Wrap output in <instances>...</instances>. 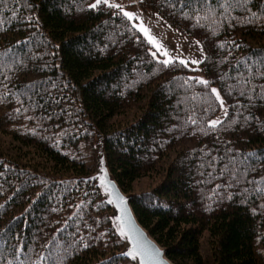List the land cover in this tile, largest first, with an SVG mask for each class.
Masks as SVG:
<instances>
[{
  "label": "trees",
  "instance_id": "16d2710c",
  "mask_svg": "<svg viewBox=\"0 0 264 264\" xmlns=\"http://www.w3.org/2000/svg\"><path fill=\"white\" fill-rule=\"evenodd\" d=\"M92 2L0 0V264L21 246L25 264H132L82 180L99 139L170 264H264V183L250 182L264 178V0H138L199 43L197 70L165 66L118 9ZM212 88L228 112L216 128Z\"/></svg>",
  "mask_w": 264,
  "mask_h": 264
},
{
  "label": "water",
  "instance_id": "95a60500",
  "mask_svg": "<svg viewBox=\"0 0 264 264\" xmlns=\"http://www.w3.org/2000/svg\"><path fill=\"white\" fill-rule=\"evenodd\" d=\"M86 180L95 183L111 210L112 225L123 244L120 256L130 259L133 264H170L165 257V251L160 250V247L139 226L131 211L129 198L122 194L111 178L106 167L100 139L98 140L95 172ZM105 185L108 187L106 188ZM121 199L123 203H120ZM121 229L126 233V236H121ZM153 250L159 255H152ZM126 253H135V259Z\"/></svg>",
  "mask_w": 264,
  "mask_h": 264
},
{
  "label": "rangeland",
  "instance_id": "374dc122",
  "mask_svg": "<svg viewBox=\"0 0 264 264\" xmlns=\"http://www.w3.org/2000/svg\"><path fill=\"white\" fill-rule=\"evenodd\" d=\"M96 0H93V2L90 4H94ZM138 0H108V3H116L120 5V8L118 9L121 14L123 15V12H129L133 15V19L129 20L127 17H124L131 22L132 25H136L135 29L139 32V34L143 37L145 42L151 47L152 53H156L155 59H158L163 63L165 59H168L172 62L179 63L180 60H184L187 64V66L191 67L192 70H197L200 63L195 64L192 63V61H202L203 58V52L199 45V43L192 39L187 38L179 34L177 31L171 29L168 27L157 15L151 12H142L137 6ZM101 4H104L103 2ZM106 5V4H104ZM107 6V5H106ZM123 9L121 11L120 9ZM143 26L144 28L148 29L149 35L160 45V52H157L156 48L149 43L148 38L143 34V32L139 31V27ZM162 52H166L167 56L162 55ZM181 64V63H180ZM185 65V64H183ZM195 79L202 80V77L199 73H196L193 75ZM213 89V88H212ZM224 113V108L220 105V110L218 114L210 121L221 119L222 115ZM209 121V122H210ZM209 124V123H208ZM97 149H98V141L95 149V160L97 158ZM95 160H94V169L93 173L95 172ZM92 175H90L87 178L82 179L84 182H89L94 184V182L87 181L86 179L90 178ZM97 188V187H96ZM98 189V188H97ZM100 192V190L98 189ZM101 194V192H100ZM102 196V194H101ZM128 197V196H126ZM103 200L104 197L102 196ZM129 198V197H128ZM121 255V254H120ZM123 258V257H122ZM127 261L133 262L130 259L125 258Z\"/></svg>",
  "mask_w": 264,
  "mask_h": 264
},
{
  "label": "snow or ice",
  "instance_id": "6c2138e0",
  "mask_svg": "<svg viewBox=\"0 0 264 264\" xmlns=\"http://www.w3.org/2000/svg\"><path fill=\"white\" fill-rule=\"evenodd\" d=\"M102 2L104 4H106L108 7L120 8V5H118L116 3H108V0H96V2L94 4L90 5V7L96 8ZM225 2L228 4V7L231 8L232 3H235L237 5H239L241 3L248 4V3L251 2V0H225ZM120 10L123 11L122 8ZM123 15L125 17H127L129 20H132L134 18L133 15L131 13H129V12H123ZM133 27L135 28L137 26L134 24ZM138 30L143 32V34L148 38L149 43H151L156 48L157 52H160V45L149 35L148 29L144 28L143 26H140ZM161 54L167 56L166 52H162ZM152 55L155 58L156 53H152ZM170 63H172V61H170L168 59H165L163 61V64L165 66H168ZM179 63L185 64V66H187V64H186V62L184 60H180ZM192 63L198 64V63H200V61H192ZM259 64L264 65V60H261L259 62ZM248 71L252 72L253 69L249 68ZM259 75H260L261 78H264V72H260ZM197 83L207 86L208 82L205 81V80H197ZM250 83H251V79L246 77L245 78V84H250ZM252 91L255 92L256 90L253 89ZM211 92L216 97V100L220 102L221 107L224 108V102L221 99L220 94L217 92V89L213 88V89H211ZM241 94L244 95L245 93L242 92ZM256 97L260 98V99H264V85H260V92L256 94ZM248 98H249V100L254 99V97L252 95H249ZM224 115L226 117L228 115V112H227L226 108H224ZM249 119H251V117H248V116L245 117V120H249ZM192 122L195 123V121H192ZM222 123H223V121H221L219 119L213 120V121L209 122V127L210 128H216L218 125H220ZM233 123H235V121H233ZM256 155L257 154H255V153H249L244 159L245 160H252L254 157H256ZM236 163H237L236 161H233V166H235ZM250 182L254 183V184L255 183H264V178H262L260 181L253 180V181H250ZM105 187L107 188L108 185H105ZM109 202L111 203L112 201H109ZM120 203H123L122 199L120 200ZM121 236L122 237L126 236V233L123 231V229H121ZM140 247L143 248V246H140ZM25 251L26 250L23 248V246H21L19 249H17V251L15 253V260L8 261V264H25V260L21 259V254L25 253ZM126 255H132L133 259H135V253H126ZM152 255H159V253H157V252H155L153 250ZM27 259L29 261V264H31L30 258H27ZM54 259L55 258L51 254H49L47 256H44V255L40 256V261H43L44 264H52Z\"/></svg>",
  "mask_w": 264,
  "mask_h": 264
},
{
  "label": "bare ground",
  "instance_id": "6f19581e",
  "mask_svg": "<svg viewBox=\"0 0 264 264\" xmlns=\"http://www.w3.org/2000/svg\"><path fill=\"white\" fill-rule=\"evenodd\" d=\"M160 250H161V248H160Z\"/></svg>",
  "mask_w": 264,
  "mask_h": 264
}]
</instances>
